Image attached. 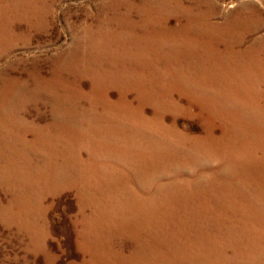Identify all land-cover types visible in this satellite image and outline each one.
Segmentation results:
<instances>
[{
    "label": "rangeland",
    "instance_id": "1",
    "mask_svg": "<svg viewBox=\"0 0 264 264\" xmlns=\"http://www.w3.org/2000/svg\"><path fill=\"white\" fill-rule=\"evenodd\" d=\"M0 264H264V0H0Z\"/></svg>",
    "mask_w": 264,
    "mask_h": 264
}]
</instances>
